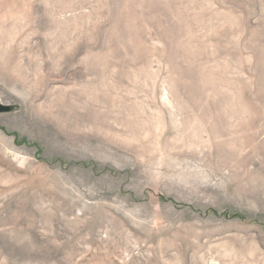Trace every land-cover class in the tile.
<instances>
[{
    "label": "rangeland",
    "instance_id": "obj_1",
    "mask_svg": "<svg viewBox=\"0 0 264 264\" xmlns=\"http://www.w3.org/2000/svg\"><path fill=\"white\" fill-rule=\"evenodd\" d=\"M0 264H264V0H0Z\"/></svg>",
    "mask_w": 264,
    "mask_h": 264
},
{
    "label": "water",
    "instance_id": "obj_2",
    "mask_svg": "<svg viewBox=\"0 0 264 264\" xmlns=\"http://www.w3.org/2000/svg\"><path fill=\"white\" fill-rule=\"evenodd\" d=\"M9 110H10L9 107L0 105V113H5L8 112Z\"/></svg>",
    "mask_w": 264,
    "mask_h": 264
}]
</instances>
